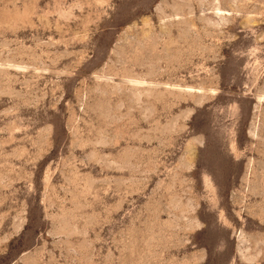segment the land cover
<instances>
[{"label": "rangeland", "instance_id": "1", "mask_svg": "<svg viewBox=\"0 0 264 264\" xmlns=\"http://www.w3.org/2000/svg\"><path fill=\"white\" fill-rule=\"evenodd\" d=\"M0 264H264V0H0Z\"/></svg>", "mask_w": 264, "mask_h": 264}]
</instances>
